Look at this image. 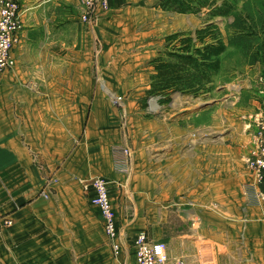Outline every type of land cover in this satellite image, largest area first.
Returning <instances> with one entry per match:
<instances>
[{"label": "crops", "instance_id": "crops-1", "mask_svg": "<svg viewBox=\"0 0 264 264\" xmlns=\"http://www.w3.org/2000/svg\"><path fill=\"white\" fill-rule=\"evenodd\" d=\"M21 1L15 65L0 75V264H124L142 231L169 264H264V180L245 162L255 129L242 120L260 108L261 77H235L244 106L216 100L213 79L199 95L163 96L155 116L152 61L202 15L111 0L85 24L77 0ZM124 147L128 171L116 167ZM93 176L109 183L117 258L93 191L73 181Z\"/></svg>", "mask_w": 264, "mask_h": 264}, {"label": "built area", "instance_id": "built-area-1", "mask_svg": "<svg viewBox=\"0 0 264 264\" xmlns=\"http://www.w3.org/2000/svg\"><path fill=\"white\" fill-rule=\"evenodd\" d=\"M0 75L5 71L13 69L15 61L12 53L20 40L23 22H22V1L21 0H0ZM82 13V21L85 24H93L98 17L99 11L107 10L111 0H77ZM261 97L260 108L248 115H242V118L248 122L247 129H255V150L245 162L249 168L254 170L259 181L264 180V77L259 79L258 90ZM163 95H151L149 104L150 109L153 103L157 105L158 110L162 108L161 101ZM160 111V110H159ZM156 112V111H155ZM116 154H121V158L116 159V167L120 171H128L130 164V150L127 147L121 150L116 149ZM81 184L88 192L93 191V204L96 205L103 218L105 232L109 241L112 242L114 252L119 254L122 249L120 243V230L117 224V215L110 198L109 183L101 176H93L89 179H81ZM48 198L47 193L44 192ZM260 200L264 201V192L258 194ZM11 222V221H10ZM136 264H169L170 256L167 252V245L163 242L155 241L149 238L146 232H141L135 239ZM184 264V263H178Z\"/></svg>", "mask_w": 264, "mask_h": 264}, {"label": "trees", "instance_id": "trees-1", "mask_svg": "<svg viewBox=\"0 0 264 264\" xmlns=\"http://www.w3.org/2000/svg\"><path fill=\"white\" fill-rule=\"evenodd\" d=\"M160 0L159 5L167 11L199 14L210 9L211 19L196 31L176 32L167 36L170 51L168 58L153 60L156 74L152 78L149 95H163L170 102L172 94L199 95L206 84L213 80L222 67V55L227 51L215 17L233 14L236 6L224 0Z\"/></svg>", "mask_w": 264, "mask_h": 264}, {"label": "rangeland", "instance_id": "rangeland-1", "mask_svg": "<svg viewBox=\"0 0 264 264\" xmlns=\"http://www.w3.org/2000/svg\"><path fill=\"white\" fill-rule=\"evenodd\" d=\"M223 1L224 0H218L217 2L218 4H221ZM227 1L232 2L234 6H236L235 12L229 16L215 17L217 19L214 18L212 20L213 22H217L227 45V51L222 55L223 65L218 74L213 77V87L215 91L216 89H224V92H221V94L215 92L216 100L225 96L223 101L231 104V102L235 101L237 96L242 95L243 97L244 94L240 92V89L238 88L240 83L239 81H236V76L246 79L247 75L255 76L258 74L260 77H264V0ZM199 14L202 15L203 21L211 19L210 9H204ZM165 45L170 51L168 40H166ZM112 97H114V101L118 103V105L121 104L122 97L116 95ZM240 102H238L237 105L244 106V103L240 105ZM148 106V110L151 113L153 112L155 116L161 115V112L164 111L163 108H161L159 109V112H157L158 110H155V112L150 109L149 103ZM73 179L74 182L81 183V179L83 178L78 179L75 177ZM47 180V186L50 188L51 185L56 184L59 181L58 176L56 175H50ZM120 243L123 246L122 240H120ZM130 247L129 251L124 252L127 260V263L124 264H135L136 248L134 245ZM120 253L121 251L119 252V255H121ZM113 254L115 255V258H117L118 254L114 252V250Z\"/></svg>", "mask_w": 264, "mask_h": 264}]
</instances>
